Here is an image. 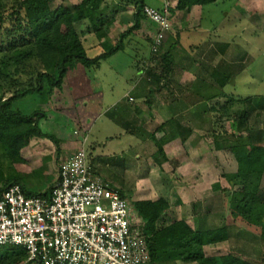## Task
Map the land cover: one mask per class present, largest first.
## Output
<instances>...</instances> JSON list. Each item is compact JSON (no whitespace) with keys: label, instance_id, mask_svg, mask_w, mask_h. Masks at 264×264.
I'll use <instances>...</instances> for the list:
<instances>
[{"label":"rangeland","instance_id":"rangeland-1","mask_svg":"<svg viewBox=\"0 0 264 264\" xmlns=\"http://www.w3.org/2000/svg\"><path fill=\"white\" fill-rule=\"evenodd\" d=\"M22 1L0 0V13L3 18H0V70L9 75V78L4 77L5 74L0 75L2 102L14 94L13 81L19 82L23 88L35 86L38 75L43 71V65L36 57L25 58L17 65L11 64L4 71V64L11 63L10 57L13 54V51L8 49V42L3 43L7 34L4 29L10 23L17 25L15 20L24 16L23 12L14 14L20 10L19 4ZM81 2L82 0H55L54 6L73 8ZM145 3L156 9L168 3L172 9L177 6L178 1L167 0L163 3V0H145ZM101 8L104 14L97 18L96 23L98 30L104 29L105 34L97 33L88 20L75 25L76 32L90 57L106 52L105 49L101 51L99 46H103L108 36L112 35L111 39L116 40L134 25L133 16L136 13L134 5H129L124 0H105ZM196 9L177 11L176 15L171 13V23L174 22L175 31L170 33V37L169 35L166 37L159 54L153 52V42L150 38L155 39L157 25L149 19H143L141 26L146 29L145 35L143 33L141 35L140 31H134L123 40L124 51L119 52L109 62L101 61L98 66L90 69L78 65L67 72L62 91L54 90L45 98L34 95L20 100L16 107L22 111L29 112L36 108L41 109L42 114H46V117L41 118L39 126L45 134L54 136L59 144L47 138L32 137L30 145L22 150L20 163L17 164L0 147V173L2 172L5 178L22 176L21 184L32 194L48 191L58 179L62 160L76 153L77 143L80 145L81 137L86 135L88 141L85 149L98 176L122 191L132 203L144 198L143 194L137 193L136 178L143 176L149 169V160L150 163L153 162L150 151L140 152L141 156L134 161V151L128 150L127 159H120L122 144H132L136 148L141 143L140 140L125 133L128 126L129 130L138 127L134 123L137 116L132 114L134 111L132 108L144 101L141 97L142 102H139L137 93L131 90L138 79V74H142L138 73L139 69L143 71V79H147L149 85L153 87L154 98L165 95H161L160 92H167L168 85L173 83L178 86L185 85L183 93L177 91L176 95L183 97L187 103L190 100L201 103L200 110L207 115L204 118L209 120L204 124L203 133L207 137L214 134L220 149L227 146L229 139L241 138L249 141L250 133L259 130L262 134L261 143L258 145L264 147V106L257 110V114L245 118L242 116L248 99L264 100V0H218L215 4L203 6L204 12L201 8ZM116 10L121 12L118 16L123 20L118 32H114L112 28L115 27L114 24L104 28L107 21L115 16ZM121 15L131 19L124 20ZM176 35L182 40L178 41ZM166 52L172 57L173 75L164 77L159 57ZM137 62L140 65L138 67ZM100 71L107 79L106 83L103 81L99 87L96 79H99L97 76ZM186 71L203 78V86L196 87L197 93L192 92L193 88H189L191 85L182 83V78L178 81L174 76L175 73L182 74ZM233 77L235 84H231ZM83 90L86 95L83 94ZM174 93L169 96L173 97ZM131 96L137 98V101ZM148 99L149 102H153L151 97ZM127 107L129 110L125 113L124 109ZM149 128L151 131L154 130L152 126ZM76 130L80 132L78 137L74 135ZM138 132L139 136L147 137L145 127L142 126ZM67 136L70 140H62ZM149 142L152 145V142ZM250 148L251 146L237 147L235 155L244 157ZM224 154L230 155V151ZM122 179L128 183L124 187L120 182ZM253 182L259 185L258 196L264 206V173L257 175ZM2 183L0 180V185ZM236 189V186L230 184L218 194L219 204L216 206L218 216L213 222L218 225L224 220L230 236L218 254H232L252 264H264V225L250 224L242 217L232 214L230 196ZM11 249L14 247H1L0 255ZM16 251L24 254L23 248L19 247ZM8 262L10 261L6 260L0 264H35L28 263L26 258L21 262Z\"/></svg>","mask_w":264,"mask_h":264},{"label":"trees","instance_id":"trees-1","mask_svg":"<svg viewBox=\"0 0 264 264\" xmlns=\"http://www.w3.org/2000/svg\"><path fill=\"white\" fill-rule=\"evenodd\" d=\"M54 1L23 0L19 4L20 10L14 14L23 12L24 16H18L19 19L15 20L17 25L10 23L4 29L7 34L4 36L3 43L8 42V49L13 51L10 57L11 63L4 64V71L11 64H20L22 60L28 57H36L43 65V71L38 75L37 85L23 88L19 82L13 81L14 94L3 102L1 101L2 98L0 99V147L16 164L20 163L21 152L30 145L32 137L47 138L54 143H59L54 136L45 134L39 126L41 118L46 117V114L36 110L32 114L26 115L15 107V103L29 96L37 95L45 98L54 90L62 91L63 80L69 70L77 68L78 65L90 69L98 66L101 61H106L123 51V40L139 29L143 19H148L142 12L143 8L147 6L145 0H124L127 4L134 5L136 9L134 25L126 33H123L119 41L105 53L90 57L76 32L75 25L88 20L93 24L97 33L105 34L104 29L98 30L96 23L97 18L104 14L101 7L105 0H82L73 8L55 7ZM177 1V6L170 10L172 14L177 11L184 12L195 6L211 5L218 0ZM0 18L3 19L1 13ZM105 26L107 25H104V28ZM151 41L153 42V40ZM158 52L156 54L160 53ZM159 58L165 73L164 77L173 75L171 72L173 66L171 55L166 52ZM156 62L158 64V61ZM3 74H5L4 77L9 78V75L0 70V75L3 76ZM251 100L250 98L247 101L246 109L242 115L244 118L256 113L258 109H262L264 106V100ZM250 134L249 141H246L248 139L233 138L228 140L226 147H222L235 153L237 147L251 146L244 157L237 158V173L227 175L229 183L237 187L230 196V208L234 216L242 217L253 225H264V206H262L258 196L259 185L253 182L257 175L260 176L264 173V147L258 145L261 143L262 132L259 130ZM163 144V142L157 143V154L158 157L165 159ZM158 157L156 156L155 159L157 160ZM92 168L95 172L94 167ZM21 177L5 178L1 172V183L4 181L5 183L0 185V196L9 186L14 184L21 185L27 194L31 195L32 193L21 184ZM133 206L145 222L144 234L150 244L151 263L182 261L198 264H252L232 254L216 257L206 256L205 246L223 243L230 239L228 226L224 220L217 227L193 230L184 220H174L171 224L167 223L166 212L169 205L165 199H159L155 202L135 201ZM17 248L19 247L2 252L0 262L4 263L8 260L10 261L8 263H16L27 259V252L24 250V254L17 253ZM8 255L10 256L8 257Z\"/></svg>","mask_w":264,"mask_h":264},{"label":"built area","instance_id":"built-area-1","mask_svg":"<svg viewBox=\"0 0 264 264\" xmlns=\"http://www.w3.org/2000/svg\"><path fill=\"white\" fill-rule=\"evenodd\" d=\"M171 6H145L143 14L158 26L153 52L172 29ZM80 136L79 131L74 132ZM81 137L76 153L62 160L48 191L28 195L19 184L0 196V247L27 252L37 264H149L145 222L133 203L93 170Z\"/></svg>","mask_w":264,"mask_h":264},{"label":"crops","instance_id":"crops-1","mask_svg":"<svg viewBox=\"0 0 264 264\" xmlns=\"http://www.w3.org/2000/svg\"><path fill=\"white\" fill-rule=\"evenodd\" d=\"M164 2H167V0H163V3ZM196 7L201 8V11L204 12L203 6H195L193 7V11L197 10ZM118 11L119 10H116L115 16L112 17L109 21H107V24H105L107 26H111L112 24H114L115 27H112L114 28V32H118V30H120L119 28H121L123 24V20L121 18L119 19L121 12ZM173 15H176V12ZM121 17L124 20L131 19L126 15H121ZM133 22L135 23L134 16ZM173 23H171V34L173 33V31H175ZM141 24L139 26V29L135 31H140L139 33H141V35L142 33L145 35L146 29L141 26ZM170 33L168 34L169 36L167 35L168 37H170ZM178 37L179 38L177 40L180 39V36ZM111 38L112 35L111 37L108 36L103 46H99L101 51H103L104 49L107 51L109 48L112 47L113 44L117 43L120 39L118 38L114 40ZM150 38L152 40V37ZM118 53L109 58L108 60L104 61L103 63L109 62L111 59H113V57L117 56ZM136 64L138 67L139 62H137ZM139 71L140 72L138 73L142 74H138V79L131 90L137 93L136 97H138L139 102H142L141 97H143L144 101L142 103H136L137 105L132 108L134 110L132 114L135 115V117L137 116L134 123H136L138 127L129 130L128 126L125 133L129 137L140 140L141 143L139 144V147L136 148H134L132 144H122L123 151L120 155L121 160L127 159L128 156L126 155V151L133 150L134 161H136L135 158L137 159L139 156H141L140 152L143 153L150 151V156L153 159V162L151 163L150 160L148 161L149 169L146 171V173H144L143 176L138 177L136 175L138 177L136 178L137 193L139 195L143 194L142 196L144 197L137 201L155 202L159 199H165L169 205V209L166 212V220L169 224H171L174 220H184L188 224V226H190L193 230H196L198 228L209 229L219 226V224L216 225L215 222H213L218 216V212L216 210V206L219 204L218 194L221 193V191L225 190V188L231 184L228 181L227 175H233L237 173V158L239 156H236L235 153H232L226 148L220 149L217 142L218 139L215 138L214 134H209L210 137H207L203 133L204 124L205 122H209V120L204 118V116L207 115H204V112L200 110V102L190 100V102L187 103L183 97H178L176 95L177 91L183 93V87L185 85L183 86L181 82H184V84L187 83V85H191L189 88H193L192 92L197 93L196 87L201 88L203 86V78L199 77V79L191 71H186L182 74L175 73L174 76L176 79L178 78V81L182 78L181 82H179L182 86L175 85V83H173V85L167 84L168 91L162 93L160 92L161 95H165H158V97L154 98L153 87L149 85L147 79H143V71H141L140 69ZM97 77H99V79H96V83L99 85V87L103 84V81L104 84L106 83L105 81L107 79V76L102 74L101 71L99 72V75ZM192 86H194L195 88ZM91 90L93 91L92 88ZM83 92V94L86 95L85 90H83ZM173 93L175 94L173 95V97L169 96ZM166 95H168L169 97ZM149 97L153 99L152 103L149 102ZM131 98H133L134 101H137V98H134L132 96ZM17 104L18 102L15 103V107L17 106ZM127 110H129L128 107L127 109H124V112L128 113ZM35 111L36 108L29 110V112H22L26 115H30ZM121 115L123 116V113ZM129 115L132 116L130 113ZM126 125L128 124L126 123ZM142 126L145 127V130H147L146 138L139 136L140 133L138 131ZM150 126L154 127L153 131L150 130ZM62 140L66 141L70 140V138L67 136L65 139ZM149 141L152 142V145ZM155 141L157 143H164L163 149L165 153V159L161 157H158L157 160L155 159V156H157L156 153L158 151L157 143ZM78 147L79 145L77 143V150ZM63 151H65L64 148ZM72 151H74V149ZM229 151L231 156L228 154H224L229 153ZM71 152L69 153L71 154ZM117 164L118 163L116 162V165ZM120 182L123 187L128 184L124 179H122ZM111 184L113 183L111 182ZM183 211H185V213H182ZM227 242L228 241L205 246L204 252L206 256H222L223 254H218V251H220L221 247ZM180 263L198 264L195 262L185 263L182 261H169L164 263L150 262L149 264Z\"/></svg>","mask_w":264,"mask_h":264},{"label":"water","instance_id":"water-1","mask_svg":"<svg viewBox=\"0 0 264 264\" xmlns=\"http://www.w3.org/2000/svg\"><path fill=\"white\" fill-rule=\"evenodd\" d=\"M231 84H235V77H233Z\"/></svg>","mask_w":264,"mask_h":264}]
</instances>
